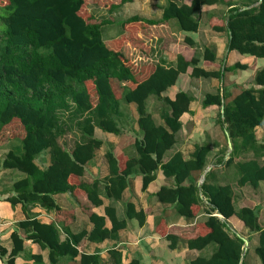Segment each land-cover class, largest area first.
I'll return each mask as SVG.
<instances>
[{"label":"trees","instance_id":"obj_1","mask_svg":"<svg viewBox=\"0 0 264 264\" xmlns=\"http://www.w3.org/2000/svg\"><path fill=\"white\" fill-rule=\"evenodd\" d=\"M132 1L122 0L112 7ZM221 2L193 0L191 4L179 5L170 1L162 20L150 21L134 15L125 21L122 34L104 40L102 26L106 22H91L93 16L87 18L81 14L85 0H8L1 7L4 14L0 15V131L11 129L13 136L21 140L23 153L10 151L2 166L27 175L14 184L15 195L8 201L13 205L39 204L60 212L55 195L72 192L75 196L85 193L89 202L98 207L103 204L101 185L109 198L120 200L135 167L140 168L144 190L155 180L156 171L162 169L168 179H174L175 186L162 187L157 194L160 200L174 204L176 211L187 218L201 211L203 200L209 205V217L196 226L199 234L189 239L187 245L202 250L215 243L217 249L210 258L198 257L190 264H249L244 239L231 231L228 220L232 217L258 233L256 254L264 264V228L259 224V211L249 206L237 209L233 186L211 183L210 171L201 186L194 182L185 184L193 174L205 171L210 147L197 145L189 158L175 153L168 161H163L176 143V133L182 128L181 117L189 112L192 102V97L184 91L178 92L174 99L163 97V93L174 86L189 67H193L195 78L220 77L221 74L199 67L197 57L186 60L184 56L178 57L176 67L158 64L150 71V64L139 66L132 62L126 48L128 43L143 49L139 41L135 44L137 37L150 35V25L170 19H176L183 31L196 32L199 22L194 20V13L204 5ZM217 28L230 33L229 50L264 58V0L256 8L234 10L225 27ZM186 42L194 43L190 38ZM147 48L144 49L146 54ZM209 54L207 50L204 58L214 59ZM238 67L244 69L245 66ZM255 84L259 87L243 89L228 105L219 93L209 94L203 100L205 107L214 104L223 107L221 124L233 144L226 163H236L241 174L239 187L259 188L264 182V139L259 140L256 134L257 127L264 126V68L257 70ZM151 96L162 98L167 106L160 112L164 125L148 110L147 101ZM122 100L135 105L138 113L137 123L143 137L135 140L137 157L117 156L109 149L105 154L109 175L104 180L85 182L81 178L86 173V165L105 143L96 137L95 129L120 134L116 117ZM71 106L75 108L72 111L75 117L70 116V119L76 120L80 139L68 150L60 139L70 125L58 114ZM45 150H50L51 162L42 170L36 158ZM250 154L253 156L246 158ZM106 215L112 223L110 228L106 225L107 217L92 213L90 220L94 228L91 232L84 230L74 234L66 228L69 237L65 241L60 240L53 223L31 219L19 226L27 239L50 249V259L55 264L63 256L77 257L78 246L84 239L94 242L118 239L127 221L118 219L113 206L106 208ZM127 217L137 218L141 225L146 221L143 210L137 211L133 204L127 205ZM166 237L171 247H175L177 237L172 234ZM12 239L14 248L7 260L9 264L15 263L24 248V238L17 231L13 232ZM1 252L6 254L2 248ZM111 254L115 264H121V254L116 250ZM99 263L98 255H81L80 264ZM129 264L141 263L134 260Z\"/></svg>","mask_w":264,"mask_h":264},{"label":"crops","instance_id":"obj_2","mask_svg":"<svg viewBox=\"0 0 264 264\" xmlns=\"http://www.w3.org/2000/svg\"><path fill=\"white\" fill-rule=\"evenodd\" d=\"M170 1L181 5L191 4L193 0H150V18L146 19L162 20L164 9ZM261 2L262 0H222L221 3L214 5H204L193 15L194 20L199 22V29L196 32L183 31L176 19L150 25V37H142L143 49L136 48L131 60L139 66L150 64L151 71L158 64L166 68L176 67L179 56H184L186 60L197 57L200 60L199 67L208 72L221 74L220 77L195 78L192 76L193 67H189L186 73L179 76L177 83L163 93V97L170 99H174L180 91L187 92L192 97L189 112L181 117L182 128L176 133V143L165 154L163 161H168L175 153H181L189 158L197 145H208L210 153L207 156L205 171L202 174H193L185 184L190 185L194 182L193 184L201 186L210 171L211 183L233 186L237 209L249 206L259 211V224L264 228V190L261 189L264 182L259 188L250 185L238 187L239 179L237 180L233 170L234 168L237 170L238 167L236 163L228 165L226 163L232 154L233 144L231 149L229 138L224 140L223 133L226 129L221 124L223 107L216 104L207 107L203 105V100L209 94L219 93L224 103L228 105L249 85L259 87L255 84V74L257 70L264 68V58L229 50L230 33L226 29L217 27H225L228 16L234 10L256 8ZM187 38L193 40V45L186 42ZM146 48L148 54L144 52ZM207 50L210 52L209 56L214 59L204 58ZM238 66L245 67L243 69ZM149 102V112L159 124L164 125L160 112L167 109L165 102L162 98L151 96L147 101L148 108ZM117 117L120 134L95 129L96 137L104 140L105 143L96 150L95 158L86 165V173L81 180L85 182H92L95 179L104 180L109 175L105 157L109 149H112L117 156L137 157L135 140L143 137V132L137 123V110L131 104H123L121 101ZM67 124L70 125V129L60 142L68 150H72L79 141L80 135L77 136V132L71 128L72 120ZM130 125L133 128H129ZM12 133L11 129L0 131V264H9L7 260L14 248L12 234L15 231L24 238V248L16 257L14 264H52L50 249H45L27 239L25 232L19 226L21 222L37 219L42 223H53L59 231L60 240L65 241L69 237L67 229L74 234L84 230L91 232L94 224L90 220V215L95 213L107 217L108 206L115 207L119 220L127 221V226L119 231L118 239H106L103 242L84 239L78 246L80 253L77 257L63 256L55 264H80L82 254L98 255L99 264H115L112 250L121 254V264H129L134 260L140 261L141 264H190L198 257L210 258L216 251L215 243L202 250L188 247L187 241L199 234L196 226L209 217L207 213L209 205L206 199L203 200L201 211L196 216L187 218L176 211L174 204L160 200L157 194L162 187L175 186L174 179H168L162 169L156 171L155 180L144 190L140 168L135 167L120 200L109 198L104 186L101 185L100 197L103 204L98 207L89 202L85 193L75 196L72 192L55 195L62 209L60 212L47 210L39 204L13 205L8 198L15 195L14 184L27 175L17 169H6L2 166L3 159L10 151L18 155L23 153L19 145L20 139L14 137ZM256 134L259 140H263L264 126L257 127ZM226 137H228L227 132ZM240 160L243 158L241 157ZM36 162L42 170H45L51 162L50 155L42 152L37 156ZM128 204H133L137 211L143 210L146 215L143 225L137 218L127 217ZM215 215L219 216L216 213ZM228 222L233 233L247 240L248 244L245 243L244 252L247 251L251 239L254 241L256 251L259 244L258 233L252 232L237 217L230 218ZM106 225L108 228L112 226L108 217ZM166 234L177 237L175 247H171V241ZM1 248L6 251L5 255L2 254ZM246 261L249 264H262L261 260L256 258L252 259L251 263L247 259Z\"/></svg>","mask_w":264,"mask_h":264},{"label":"rangeland","instance_id":"obj_3","mask_svg":"<svg viewBox=\"0 0 264 264\" xmlns=\"http://www.w3.org/2000/svg\"><path fill=\"white\" fill-rule=\"evenodd\" d=\"M142 0H138L135 2V0L133 2H128L124 5L119 6L118 8H114L112 6H116L119 5L122 0H85V5L81 11V14L85 17H89V16H93L94 20H91V22H99L101 20L105 21L106 23H104V25L102 26V34H103V38L105 40H110L111 38H114L120 34H122L124 32V23L125 20L134 16V15H139L141 17H144V19L146 18H150V0H143V2H141ZM8 3V0H0V15L4 14L3 9H1V7ZM2 26V25H1ZM141 37H137V40L135 42L138 43V41L141 43L140 46H144L143 43L141 42L142 37H147L149 38L150 35H143L140 34ZM126 48L128 49L127 51L129 53L128 57L132 58L133 57V53L134 51H136V48L130 44H126ZM150 62V60H149ZM141 63V62H139ZM253 86L249 85L246 88H251ZM123 104H128L126 103L124 100H122ZM134 108L135 105L131 104ZM75 108H73L72 106L67 109V110H60L58 116L61 118L62 121L66 122L65 124H67L68 122H70L72 120V129L74 131H76V135L79 136L80 135V131L77 129L76 127V120L73 119V117H75V112H72ZM150 110V102H149V108ZM74 115V116H73ZM73 116L72 119H70ZM70 119V120H68ZM118 120V117H117ZM129 128H133L132 125H130ZM124 131V128H122ZM103 131V130H102ZM125 132V131H124ZM224 135V140L227 139L228 137H226V132L223 133ZM228 136V135H227ZM17 142V141H16ZM21 142V140H20ZM19 145L21 146V151H23V145L22 142ZM18 144V142H17ZM44 154H49L50 155V159H51V152L50 150H45ZM253 154H250L249 156L247 155L246 158H250L252 157ZM44 170V169H43ZM235 172V176L237 177V180L240 177V172L237 169H233ZM236 185V184H235ZM239 187V186H238ZM264 187V183L263 186ZM262 190H264L263 188H261ZM249 242V240H248ZM254 241L253 239L250 240V244L248 246L247 251H245L244 253L246 254V259L251 263V260L256 258L259 260L258 255L256 254L255 251V246L253 245Z\"/></svg>","mask_w":264,"mask_h":264},{"label":"water","instance_id":"obj_4","mask_svg":"<svg viewBox=\"0 0 264 264\" xmlns=\"http://www.w3.org/2000/svg\"><path fill=\"white\" fill-rule=\"evenodd\" d=\"M223 112H224V110L222 109V113H223ZM229 146H230V148L232 149V142H231L230 139H229ZM243 239H244V238H243ZM244 241H245L246 244H248L246 239H244Z\"/></svg>","mask_w":264,"mask_h":264},{"label":"built area","instance_id":"obj_5","mask_svg":"<svg viewBox=\"0 0 264 264\" xmlns=\"http://www.w3.org/2000/svg\"><path fill=\"white\" fill-rule=\"evenodd\" d=\"M220 217H222L221 215H219Z\"/></svg>","mask_w":264,"mask_h":264}]
</instances>
